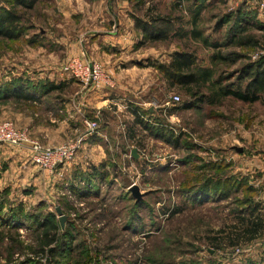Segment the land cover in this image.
Listing matches in <instances>:
<instances>
[{"label": "rangeland", "instance_id": "1", "mask_svg": "<svg viewBox=\"0 0 264 264\" xmlns=\"http://www.w3.org/2000/svg\"><path fill=\"white\" fill-rule=\"evenodd\" d=\"M175 3L178 0H147L143 8H150L152 12L156 8L157 12L168 14ZM206 3L208 6L200 27L210 41L222 39L227 31L226 26L214 32L215 21L239 7H242L246 19L250 20L249 33L261 35L255 26H264V0H207ZM2 5L6 6L5 3ZM43 6L44 3L37 4L35 10L27 13L22 21V25L33 27L27 35L14 42L0 40L1 82L12 77L24 79V74L28 79H39L40 73H46L41 72L45 63L61 67L66 61L65 46L47 55L40 52V46L28 45L30 40H41L39 28L43 33L53 30L52 27L47 28L42 17H39ZM51 7L47 11L52 12L53 22L59 21L64 35L70 37L71 26L59 19L54 13V6ZM185 7L186 4H177V9L172 13L186 16ZM47 40H42L43 48L57 46L51 39ZM185 49L196 51L198 66L210 67L212 52L191 40H187L186 46L176 39L149 43L137 58L138 65L145 68L143 77L148 85L143 98L144 117H149L148 108L161 106L167 107L166 113L170 115L168 118L154 115V124L145 122L149 128L140 134L136 162L130 157L128 161H123L117 158L115 152H110L107 156L114 159L116 167L109 166L106 181L91 185L88 188L92 191L90 196L82 202L72 194L70 197L67 194L65 197L58 196L61 188L65 189V193L70 189V179L66 178L76 172L72 161L56 167L65 166L66 174L52 182L47 191L43 192V186H38L35 187L38 192L31 198H21L23 190L15 191L8 198L7 204L12 208L21 207L27 215L38 213L41 219L52 214L57 224L60 223L55 209L62 208L66 224L72 227L75 237L72 249H65L62 264H264V229L261 236L253 241H243L241 238L242 241L236 240L234 246L229 244L230 239L227 238L235 234V228L236 231L240 230L239 210L255 205L259 208L258 213L264 217V105L225 99L217 106L184 109L190 99L178 87L167 86L156 68L167 64L174 52ZM222 51L239 52L237 49ZM240 52L250 55L251 60L257 56L255 52L247 50ZM244 63L241 60L234 66L220 68L230 72ZM24 69L31 72L22 73ZM173 95L179 97L178 104L170 102ZM161 130H167L162 133L167 138L173 135L170 145L153 135L154 132L160 134L163 132ZM176 137H179L178 146L174 147ZM69 140L70 137L64 142ZM187 147L192 149L187 150ZM187 160L192 162L187 165ZM204 165L212 168L200 169ZM215 166H219L220 170L215 171ZM37 171L43 173L39 169ZM207 179L219 181V191L228 190L229 199L191 202L187 198V191H195ZM243 179L247 183L245 181L240 188L238 182ZM133 185L143 195L139 201L131 195ZM249 187L252 189L250 194L247 191ZM245 198L250 199L252 204L244 202ZM70 205L74 207L73 211L68 209ZM29 225L24 224L18 230L26 243L31 231ZM217 239L221 241L218 247L214 243ZM27 258L33 259L34 256L17 252L9 262L2 255L0 264H21ZM50 258L48 253L40 262L50 264Z\"/></svg>", "mask_w": 264, "mask_h": 264}, {"label": "crops", "instance_id": "2", "mask_svg": "<svg viewBox=\"0 0 264 264\" xmlns=\"http://www.w3.org/2000/svg\"><path fill=\"white\" fill-rule=\"evenodd\" d=\"M43 3L39 17L53 30L44 34L39 28V38L47 42L51 39L57 46L40 47V52L52 55L65 46L64 60L81 57L99 63L114 87H88L62 74L60 65L45 63L41 72L46 73H40L39 79H28L26 74L23 78L35 87L44 82L54 88L45 94H29L27 98L1 104L0 119L14 121L48 147L58 146L69 137L82 136L86 131L84 120L95 123V131L84 140L72 161L76 172L66 178L78 190L79 196L75 197L82 202L90 196L91 185L106 181L109 166L116 167L114 159L107 155L115 152L123 161H128V157L133 160L130 152L139 151L137 146L140 134L145 133V122L154 124V115L168 118L170 114L165 106L150 107L149 117H144L143 98L148 85L143 77L145 68L138 65L137 58L146 44H139L142 37L134 28L132 4L126 0H38V4ZM52 5L55 15L71 26L70 37L64 35L59 21L53 22L52 12L47 11ZM29 71L24 69L22 73ZM28 155L27 149L0 145V195L6 193L7 200L20 190H23L21 198H31L38 192L35 189L38 186H43L45 192L52 182L66 174L63 166L48 178L37 171ZM64 194L65 189L61 188L58 196Z\"/></svg>", "mask_w": 264, "mask_h": 264}, {"label": "trees", "instance_id": "3", "mask_svg": "<svg viewBox=\"0 0 264 264\" xmlns=\"http://www.w3.org/2000/svg\"><path fill=\"white\" fill-rule=\"evenodd\" d=\"M126 1L132 4L131 18L134 28L142 37L140 46L171 42L175 39L184 42L186 46L187 40H191L199 43L204 50L212 52L209 57L210 67L198 66L196 51L185 49L174 52L167 64L156 68L162 74L167 86L178 87L190 99L184 109H198L202 105L217 106L225 99H233L249 105L254 103L264 105V26H255L261 33L260 36L249 33L250 20L246 19L242 7L226 13L215 21L214 32L226 26L227 31L222 39L210 41L209 36H205L200 27L203 13L208 6L207 0H178V6L186 4L184 11L186 16L172 13L177 9L176 3L172 5L170 13L161 14L156 11V8L153 12L150 8L144 10L147 0ZM4 3L6 6L2 5ZM37 4L38 0H0V40L14 42L27 35L28 30L33 27L22 25V21L27 13L35 10ZM41 42L42 40L39 42L30 40L28 45L42 47ZM231 49H237L239 52L227 51ZM222 50L227 52L223 53ZM242 50L255 52L257 56L251 60L250 55L241 54ZM241 60L245 63L233 71L228 72L220 68L234 66ZM18 78L12 77L5 82L0 81V105L27 98L29 94L32 96L45 94L54 88L53 85L44 82L38 83L35 87L28 80ZM144 128L149 126L144 124ZM161 131L163 132L160 134L154 132L153 135L156 139H161L170 145V137L173 135L170 133L171 135L167 138L162 134L167 130ZM178 138L176 137L173 143L174 147L178 146ZM191 149L187 147V150ZM191 162L187 160V165ZM205 168L212 167L209 165L200 167V169ZM217 169L220 170V167L215 166L214 170L218 171ZM211 180L203 181L195 188V191H187V198L191 202L199 203L228 200L229 191H219L221 183ZM245 181L247 183L246 179L238 182V187L242 188ZM69 187V191L61 197H65L66 194L70 197L72 194L78 198L79 192L74 185L70 184ZM249 188L247 191L250 194L252 189ZM5 196L7 197L6 193L0 195V256L5 255L10 262L17 252H27L34 258H27L21 264H42L40 259H44L49 253L50 264H62L65 249L67 251L72 249L75 238L72 227L66 224L67 221L62 228L56 223L52 214H47L42 219L37 215L38 213L27 215L21 207L12 208L8 205ZM245 201L252 204L248 198H245ZM68 209L73 211L74 207L70 205ZM258 209L254 205L252 208L248 206L237 212L240 230L236 231L235 228L233 230L235 234L227 237L230 239L231 246H234L236 240L238 242L241 238L243 241L250 242L261 236L264 229V217L258 213ZM60 210L62 212L61 207ZM24 224H30L31 230L27 243L21 239L18 231ZM220 242L219 239L214 241L217 247Z\"/></svg>", "mask_w": 264, "mask_h": 264}, {"label": "built area", "instance_id": "4", "mask_svg": "<svg viewBox=\"0 0 264 264\" xmlns=\"http://www.w3.org/2000/svg\"><path fill=\"white\" fill-rule=\"evenodd\" d=\"M60 71L88 87H114L111 77L99 64L81 57L68 58L61 65ZM170 102L178 104L180 99L173 95ZM83 123L86 131L82 136L56 147H48L33 139L29 130L18 128L12 121L4 120L0 122V145L27 149L30 162L47 176H53L58 165L73 161L84 140L95 131V123L87 120Z\"/></svg>", "mask_w": 264, "mask_h": 264}, {"label": "water", "instance_id": "5", "mask_svg": "<svg viewBox=\"0 0 264 264\" xmlns=\"http://www.w3.org/2000/svg\"><path fill=\"white\" fill-rule=\"evenodd\" d=\"M240 152V151H239ZM130 156L133 158V159H137L138 155H137V151L136 149H132L131 152H130ZM130 191H131V195L135 198L136 201H139L141 200L142 198V194L139 192V189L136 185H133L131 188H130ZM58 217H59V223H60V226L61 227H64V224L66 222V216L62 214L61 210L59 208H56L55 209Z\"/></svg>", "mask_w": 264, "mask_h": 264}]
</instances>
